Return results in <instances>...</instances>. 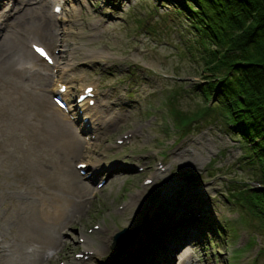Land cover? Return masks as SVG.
I'll use <instances>...</instances> for the list:
<instances>
[{
  "label": "rangeland",
  "instance_id": "rangeland-1",
  "mask_svg": "<svg viewBox=\"0 0 264 264\" xmlns=\"http://www.w3.org/2000/svg\"><path fill=\"white\" fill-rule=\"evenodd\" d=\"M58 1L0 0V13L8 10L10 16L4 22L7 33L1 30L6 33H3L4 36L12 35L9 40L10 55L6 53L9 56L12 54V58L7 61V68L5 64V69L0 68L3 70H0V232L5 234L7 243L15 237V233L18 236L24 234L18 233L20 227L13 224V217H10L17 202L38 199L40 213L52 210L51 206L56 203L53 196L83 197L85 201L81 206H70V219L65 226L58 228L60 240H64L62 233L67 236L60 255L51 262L44 261V264H75L72 257L82 247L78 240L82 235L92 237L95 242L99 240V244L108 243H105V253L90 264H99L96 262L98 259L103 260L113 254L117 259L121 253L118 254L119 243H114L113 234L124 227L130 229L123 240L125 251L132 252V244L127 243L133 242L131 235L134 227L141 231L142 236L138 240L136 234L135 239L143 243L136 249L137 254H123L120 260L124 264H141L151 252H159L165 247L163 240L170 239L164 234L153 235L154 230L142 234L146 227L150 228L144 223L154 220L155 216L162 220L163 216L165 223H172L168 228L177 226L173 225L174 217H180L174 204L186 188L187 193L183 198L193 197L190 202L202 209L201 227L207 230V235L202 236L200 242H196L190 250L185 249H188L187 253L192 252L189 259L198 258L199 264H264V227L247 213L245 207L225 199L229 179L235 181L236 185L247 182L253 187H260L254 180L257 174L244 159L241 141L227 133L222 117L216 120L204 115V122L200 119L192 121L190 130L183 134L177 131L181 126L175 124L168 114L167 104L173 95L171 91L180 84L184 93L178 91L173 102L182 113H193L210 102L193 92L191 84L203 80L198 74L201 66L193 63L192 54L185 50V44L192 43L193 36L179 29L177 23L169 21V16L173 17L172 9L162 8L154 0H66L64 10L67 18L63 29L55 26L53 32L44 38L37 30L12 27L15 21L13 17L26 14L29 5H43L44 12H47L50 3ZM63 30L62 43L67 55L73 59L67 61L73 66L77 65L76 70H81L78 78L84 76L85 82H101L107 89L114 87L110 94L106 93V99L110 101L105 111L107 125L95 142V151L91 153L83 152L81 139L75 148L72 138L78 136L52 102L51 82L45 81L39 72L19 69L15 66L17 61H13L16 53L28 51V45L27 49L25 47L30 39L46 45L54 53L58 45L55 39ZM91 53L105 56L106 61L91 57L81 59L82 54ZM123 56H128L130 60L122 61ZM83 61L87 64H83ZM104 62L106 64L102 65ZM58 63L62 64L61 61ZM40 64L41 61L36 62L35 66L39 67ZM43 71L46 72L45 69ZM41 85L44 90H41ZM129 132L131 136L126 138L128 144L117 145L116 141L122 135L128 136ZM188 146L193 151L191 154L185 151ZM154 150L159 152L157 159L162 157L164 162L171 165V172L152 185L143 187L140 185L142 179L150 176L152 169L138 174L133 170L136 166L154 167ZM84 154L86 156L83 157ZM91 158H100V169H115L93 197L94 184L84 180L87 188L76 185L77 179L82 178L77 173V163L82 160L89 162ZM172 176H180L181 179L168 184ZM121 180L125 182L121 183ZM186 183L188 187L184 186ZM52 198L53 205L50 206L47 201ZM13 215L16 217V213ZM94 225H99L101 230L108 229L104 232L107 237L102 240L98 238V234L104 236L98 230L84 234V230H92ZM148 236L150 240H147ZM145 241L149 243L144 244ZM30 248L28 240L24 249ZM48 248L51 249V245H45L43 250L47 251ZM182 252L177 255L180 256ZM182 255L186 257L184 253ZM155 258L154 255L150 261Z\"/></svg>",
  "mask_w": 264,
  "mask_h": 264
},
{
  "label": "trees",
  "instance_id": "trees-1",
  "mask_svg": "<svg viewBox=\"0 0 264 264\" xmlns=\"http://www.w3.org/2000/svg\"><path fill=\"white\" fill-rule=\"evenodd\" d=\"M154 1L172 9L169 21L193 36L185 50L201 66L203 80L192 83V89L211 101L191 114L182 113L173 102L178 91L184 93L180 84L166 100L168 114L184 132L204 115L222 117L227 133L241 141L244 159L260 184L236 185L229 179L227 200L245 207L264 227V0Z\"/></svg>",
  "mask_w": 264,
  "mask_h": 264
},
{
  "label": "bare ground",
  "instance_id": "bare-ground-1",
  "mask_svg": "<svg viewBox=\"0 0 264 264\" xmlns=\"http://www.w3.org/2000/svg\"><path fill=\"white\" fill-rule=\"evenodd\" d=\"M54 8H55V6L52 7V11H54ZM43 9H44L43 5H39V6H32V5L30 6L29 5V7L27 9L28 11H26L27 12L26 14L25 13H24V15L23 14H19L17 17L16 16L13 17L15 21L13 22L12 27L16 26V27H20V28H24V29H28V30H34V31L37 30L45 38V36H47L49 33L53 32V30H54V28L56 26V24H55L56 16L51 15L50 13H48V11L44 12ZM0 17H2V16H0ZM7 18L9 19L10 16H8ZM2 25H3V27L1 29L4 32H6L7 30H5V28H7V26L5 24H2ZM12 27H9L8 29H11ZM2 30H0V35H1V38H0V68L5 69L4 66L5 67L7 66V61L9 62V59L12 56V54H11V56H9L10 55V53H9L10 52V50H9L10 44L9 43H11V41H9V40L12 39L11 38L12 35L4 36L7 32L4 33ZM22 32H24V31H22ZM3 33H4V35H3ZM13 33H14V31H13ZM13 33L11 32V34H13ZM53 34H51V35H53ZM16 35L18 36V34H16ZM55 40H57V39H55ZM60 48H63V47H60ZM7 52L9 53V55L6 54ZM24 53L28 54V51L24 52ZM13 56H15V55H13ZM90 56H91L90 54H88V55L82 54V58L81 59H89ZM67 57L69 59V57H71V55H68ZM10 62H12V61H10ZM125 64H127V63H125ZM56 66L57 67L61 66V63L59 64L57 62ZM2 69H0V70H2ZM32 77H35V76H31V78ZM44 78H45V81L47 79V81L50 82V78H48V76L44 77ZM64 78H65V76H63V75L59 77L60 80H58L59 82L56 85L57 87L61 86L63 84V81H67V80H63ZM42 80H44V79L42 78ZM148 83H150V82H148ZM41 90H44L43 85H41ZM117 91H119V90H117ZM163 96H164V92H163ZM72 139H73L72 142H74L75 148L77 149L78 143H79L78 141H79L80 138L78 137V138H72ZM95 144H97V143H95ZM95 144L91 143V142H88L86 144L87 146L84 147L83 152L91 150L92 146L94 148H96ZM81 156H82V154H81ZM84 156H86V154H84L83 157ZM80 162H87V161L82 160ZM99 163H100V158L99 159L98 158H94V159L91 158L89 163H87V166H90L91 168H97V166L100 165ZM129 165H131V164H129ZM96 173H97V171H96ZM77 180H78V183L76 182V185H78V187L80 185H82L81 187L83 189L87 188V183L84 181L83 178H80V179H77ZM117 181H119V180H117ZM74 185H72V187ZM138 192H139V190H138ZM134 195L135 194H133V196ZM133 196L131 197V199H133V201H134ZM53 198H56L55 205H53ZM53 198L50 199L49 201H47L48 205H50V206L53 205V206H51L52 210L50 212H47L46 210H43L42 212L39 213V209L41 208V204H40L38 199H35V200L32 199V200H34L33 202H29V201L25 200V201H22V202H19V203L17 202L16 204H14V208L12 209L13 211H11L10 217H13V220H12L13 224H16V225L18 224L19 225L20 229H19L18 233H24V234H23V236H18L15 233V237L14 238H10L8 243H7V240L5 238L6 237L5 234H2L0 232V264H44V261L48 262V261L52 260L54 257H56L57 255H60V250L62 249L63 245L65 244V240H60L58 238V237L61 236L60 230L58 228H60L61 226H65V223L70 219V216H69V212H70L69 208H70V206L73 205V204H80V206H81V204H83V202H82V200H78V199L75 202V200L72 197L62 196V195L53 196ZM14 202H15V200H14ZM130 203L133 204L132 200H131ZM127 206H128V204L125 205V207H127ZM14 213H16V217L13 215ZM167 225H168V227H170V225H172V223H168ZM100 230L101 229H98V232H102V233L105 232L106 233V231H108V229L101 230V231ZM98 232H97V234H98ZM105 233H104V236H102L103 234L102 235L98 234V238H100L102 240L103 238L107 237V234L105 235ZM126 233H127V231H124L118 237V243L119 244L121 243L120 245H118V248H119V253L118 254L121 253L120 256L123 255V254H125V255L129 254L130 256H131L132 253L134 254V251L131 252V251H125L124 250L126 248V244H124L123 240H125ZM94 235H95V233H94ZM83 236L84 235H82L81 237H83ZM84 238H85V241L81 244L82 247L80 248L79 251H77L78 253L82 254V257H75L74 260H72L75 264H90V262L92 260H95L99 255H103L105 253V251H104L105 247H106L105 243L108 244L107 242H105V243L102 242L101 244H99V240H97L95 242V241H93L92 237L84 236ZM28 240L31 243V248L28 249V250H25L24 249V244ZM47 244L51 245L52 248L51 249L48 248L47 251H44L43 248ZM124 245H125V247H124ZM184 254H187V252H185ZM120 256L117 257V258L121 259ZM180 256H183V255H180ZM189 256H190V254H187L186 257H189ZM125 257H127V256H125ZM125 257H123V258H125ZM112 261L107 262L106 264H114V262H119V260H117L116 258H113ZM185 262H186V260H185Z\"/></svg>",
  "mask_w": 264,
  "mask_h": 264
},
{
  "label": "snow or ice",
  "instance_id": "snow-or-ice-1",
  "mask_svg": "<svg viewBox=\"0 0 264 264\" xmlns=\"http://www.w3.org/2000/svg\"><path fill=\"white\" fill-rule=\"evenodd\" d=\"M37 51L40 53V55L46 57V53H45L43 50H41V49H37Z\"/></svg>",
  "mask_w": 264,
  "mask_h": 264
},
{
  "label": "water",
  "instance_id": "water-1",
  "mask_svg": "<svg viewBox=\"0 0 264 264\" xmlns=\"http://www.w3.org/2000/svg\"><path fill=\"white\" fill-rule=\"evenodd\" d=\"M124 231H127L126 229H123V231L121 230L119 233H118V236L122 233V232H124Z\"/></svg>",
  "mask_w": 264,
  "mask_h": 264
}]
</instances>
